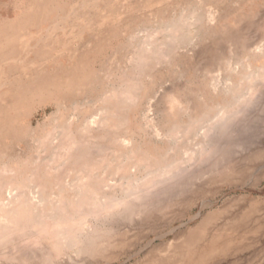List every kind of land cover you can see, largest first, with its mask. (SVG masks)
I'll return each instance as SVG.
<instances>
[{
    "label": "rangeland",
    "instance_id": "obj_1",
    "mask_svg": "<svg viewBox=\"0 0 264 264\" xmlns=\"http://www.w3.org/2000/svg\"><path fill=\"white\" fill-rule=\"evenodd\" d=\"M0 264H264V0H0Z\"/></svg>",
    "mask_w": 264,
    "mask_h": 264
}]
</instances>
